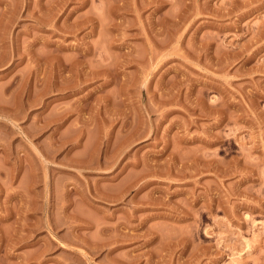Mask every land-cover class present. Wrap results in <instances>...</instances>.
Returning a JSON list of instances; mask_svg holds the SVG:
<instances>
[{
  "label": "rangeland",
  "instance_id": "374dc122",
  "mask_svg": "<svg viewBox=\"0 0 264 264\" xmlns=\"http://www.w3.org/2000/svg\"><path fill=\"white\" fill-rule=\"evenodd\" d=\"M0 264H264V0H0Z\"/></svg>",
  "mask_w": 264,
  "mask_h": 264
}]
</instances>
